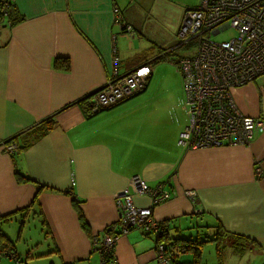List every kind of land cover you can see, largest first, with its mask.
<instances>
[{"label": "crops", "instance_id": "0c3cea01", "mask_svg": "<svg viewBox=\"0 0 264 264\" xmlns=\"http://www.w3.org/2000/svg\"><path fill=\"white\" fill-rule=\"evenodd\" d=\"M13 3L10 23L0 21V230L13 241L12 252L32 257L24 232L32 216L46 236L39 254L52 257L50 264H94L99 255L92 236L118 228L114 194L139 174L149 186L165 181L170 191L153 207L168 237H181L173 236L171 227L217 228L224 234L221 264H264V128L246 144L184 148L177 135L185 121L161 120L160 110L144 108L138 97L91 116L76 102L106 83L114 61L122 73L171 59L174 49L168 47L176 43L179 23L163 41L146 19L151 12L137 0ZM113 4L132 33L124 34L114 23ZM64 57L67 66L58 68ZM263 77L230 92L242 113L264 120ZM152 91L147 89L146 96ZM47 117L54 125L35 138L38 128L33 126ZM13 135L17 144L26 145L8 152L3 141ZM186 189L195 192L194 203ZM133 199L149 204L146 197ZM194 215L199 217L192 220ZM242 238L245 247L239 245ZM203 245L197 261L214 264V246L204 251ZM193 252L179 251L187 254L179 263L190 264ZM114 254L118 264H160L155 237L138 228L118 237Z\"/></svg>", "mask_w": 264, "mask_h": 264}, {"label": "built area", "instance_id": "2783aa9c", "mask_svg": "<svg viewBox=\"0 0 264 264\" xmlns=\"http://www.w3.org/2000/svg\"><path fill=\"white\" fill-rule=\"evenodd\" d=\"M14 0H0V21L8 23V10ZM114 22L124 31H132L119 8L113 4ZM226 27L234 33L226 39H213L206 35L218 33ZM189 43L194 49L189 55L176 60L183 89L185 122L177 142L181 147L193 148L207 145L248 143L252 135L264 128V120L258 115H247L237 107L230 88L243 85L264 73V0H200L186 8L176 30V43L168 50ZM150 66L139 64L119 72L116 65L106 83L97 87L92 96L94 110L108 107L145 89ZM264 92V84L261 86ZM8 152L18 150L14 140L3 141ZM259 174V167L254 166ZM161 181L149 186L139 174L128 179V185L114 194L118 212L117 229L106 232L102 238L93 237V250L98 252L96 264H118L114 245L118 237L131 227L147 233H157L159 222L153 215V207L170 196ZM184 194L194 203L195 192L186 189ZM146 197L147 205H138L133 196ZM199 211V209H195ZM156 255L160 264H167L165 246L156 242ZM10 256L15 260V253Z\"/></svg>", "mask_w": 264, "mask_h": 264}, {"label": "rangeland", "instance_id": "374dc122", "mask_svg": "<svg viewBox=\"0 0 264 264\" xmlns=\"http://www.w3.org/2000/svg\"><path fill=\"white\" fill-rule=\"evenodd\" d=\"M137 1L145 10L151 12V15H148L146 19H151V23L155 29L156 35L162 38V40L164 41L167 39L169 31L175 30L177 23H179L180 21V15L182 14V12L186 8L198 4L200 0H137ZM130 33L132 32L124 31V34H130ZM233 33H234V28L226 27L224 29H221L218 33L215 34L206 32V35L212 37L213 39L221 40V39L229 38V36H231ZM193 49H194L193 43L182 45L179 48L171 51L172 54L171 59H161L157 62H154L152 64L153 74L151 76V79L148 81L145 90H143L137 95L129 97L127 101L138 97L141 100L139 99L136 100L143 102L145 104V106L143 105L144 108L146 109L152 108L153 110H160L161 120L167 121L166 119H163L166 116L168 119L171 118L172 120H177V121L180 120L181 122L182 121L184 122L185 121L184 114L180 108V104L183 102V89L181 86L180 73L175 67V65L178 57L191 54ZM263 75L264 73L259 74V77ZM147 89H151V90L153 89V91L151 92V94L146 96ZM136 100H132V101L135 102ZM199 212L200 211L195 210V213H199ZM195 217H199V216L194 215L192 217V220ZM158 222H159V231L155 234L147 233L143 229L138 227H131L127 231H129L132 228H138L147 234L153 235L155 237V240H157V238L162 235L163 229L164 228L166 229V225L164 221H162L163 223L161 221ZM17 224H19L18 220H17ZM192 226L193 228L189 229L190 231H186L183 229L174 231L173 228L171 227L172 230L171 233L173 234V236H181L190 240H194L196 238L201 239L207 234H208L207 236H212V230H214L213 228L212 229L201 228L198 231V228L194 224ZM6 227H8V224H6ZM16 229L19 230V225L18 227H16ZM24 232L27 234L29 238V246L32 247V251L30 252L32 254V257L29 258L25 256L24 253H22L23 255H19L18 257V260L20 261H17L9 256L0 255V264H28V263L50 264L52 257H49L48 255L43 256V254H39L40 252L45 251L46 236L44 235V233L39 231L37 218L32 216L27 217V220L25 221V225H24ZM107 232L110 233L112 231L107 230ZM105 233L106 231H104L101 237H97V235L94 236L100 239L104 236ZM94 236H92V244H93ZM158 241H162V240L159 239ZM18 242H20V244L25 243L23 239L18 240ZM201 244H204L202 246L204 251L214 246L213 241L212 242L206 241L205 243H201ZM191 245H193V243H191ZM186 255L187 254L184 253H178L177 258L178 260L184 261L187 259L185 258ZM44 259H46V261L42 263ZM97 262L98 260L94 264H96ZM179 264H183V262Z\"/></svg>", "mask_w": 264, "mask_h": 264}, {"label": "trees", "instance_id": "16d2710c", "mask_svg": "<svg viewBox=\"0 0 264 264\" xmlns=\"http://www.w3.org/2000/svg\"><path fill=\"white\" fill-rule=\"evenodd\" d=\"M13 4L14 3H12V5ZM11 9H12V6L8 10V23H10L9 18H11ZM12 20H17V18L15 16H13ZM152 60H153V58H152ZM63 62H64L63 65L57 64L58 68L67 66L68 58L64 57ZM93 91H91L89 94L79 98L76 101L77 103H79V105H80L83 113L85 114V116H91L96 111H98V110H94L92 108V104H93L92 96L94 94ZM142 91H140V92H142ZM53 125H54V120L52 119V117H47L46 119H44L40 123H36L33 126V127H37L38 128V131H37V134L35 135V138H39L42 135H44L47 131H49V129ZM16 136L17 135L11 136L10 137V141L15 139ZM4 141H7V140H4ZM25 145L26 144H20V145L18 144V149L22 148ZM13 152H16V151H13ZM223 235L224 234L220 232V229L216 228L212 232V236H205V237H203L201 239L196 238L194 240H190V239H186L184 237H168L167 234H166V229L164 228L163 232H162V235L160 237H158L156 241H158L160 239V240H162L165 243V257L167 258V261H168L167 264H176V262L178 264L179 261L177 259V253L179 251L185 250L187 248H189V249L194 248L193 258L189 261L190 264H202V263H199L197 261L196 254L198 253V250L200 248L201 243H204L206 241H210L211 240L214 243V252H215V254L217 256V260H216V262L214 264H221V256L220 255H221V248L223 247V238H224ZM242 240H243L242 243L240 242L239 245L241 247H245L247 245V242L243 238H242ZM191 243H193V245H191ZM263 245H264V243H263ZM171 248H173V249H171ZM12 251H14L13 241L7 236V234H5L3 231L0 230V255L9 256Z\"/></svg>", "mask_w": 264, "mask_h": 264}, {"label": "bare ground", "instance_id": "6f19581e", "mask_svg": "<svg viewBox=\"0 0 264 264\" xmlns=\"http://www.w3.org/2000/svg\"><path fill=\"white\" fill-rule=\"evenodd\" d=\"M12 6V5H11ZM120 26V25H119ZM120 29H124V28H122L121 26H120ZM148 64V63H147ZM114 65H116L115 64V61H114ZM149 65V64H148ZM150 66V74H149V77L151 76V74H152V67H151V65H149ZM114 67V66H113ZM144 90V89H143ZM142 91V90H141ZM133 96V95H132ZM131 97V96H130ZM127 98H129V97H125L124 99H122L121 101H123V100H125V99H127ZM10 141V140H9ZM8 142V141H7ZM18 145V144H17ZM159 242H161V243H163L164 244V246H165V243L163 242V241H159Z\"/></svg>", "mask_w": 264, "mask_h": 264}, {"label": "water", "instance_id": "95a60500", "mask_svg": "<svg viewBox=\"0 0 264 264\" xmlns=\"http://www.w3.org/2000/svg\"><path fill=\"white\" fill-rule=\"evenodd\" d=\"M94 92V91H93ZM139 93V92H138ZM137 94V93H136ZM135 95V94H134ZM109 107V106H108ZM103 108H106V107H103ZM103 108H101V109H103ZM98 110H100V109H98Z\"/></svg>", "mask_w": 264, "mask_h": 264}]
</instances>
